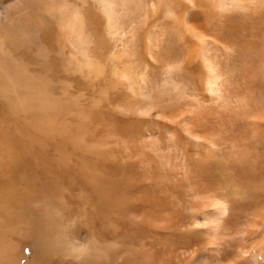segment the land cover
<instances>
[{
    "label": "rangeland",
    "instance_id": "374dc122",
    "mask_svg": "<svg viewBox=\"0 0 264 264\" xmlns=\"http://www.w3.org/2000/svg\"><path fill=\"white\" fill-rule=\"evenodd\" d=\"M29 1L0 0V12L7 11L15 22L32 19L46 23L40 22L39 14H27ZM202 1L209 2L196 0L198 5L192 6L184 0L162 1L165 5L168 2L174 12L179 11L176 14L186 13V21L182 16H162L165 9L161 1L156 15L150 6L128 7L119 17L122 35L118 38L123 46L120 43L116 49L119 53L124 49L127 54L119 58L111 54L113 40L105 34L104 17L92 4L84 6L92 40L89 55L97 69L91 76L88 72L84 77L79 71L66 73L62 57L67 53L59 54L51 39L45 42L55 51L54 59L46 60L39 50H26L25 42L17 39L9 47L10 55L22 57L30 63V69L43 61L44 68L40 69L62 90L59 98L65 99V89L73 93L80 105L72 103L60 121L72 122L74 137L70 138L75 144L78 138L90 143L88 156L101 152L90 160L83 155L79 162L77 157L61 164L50 163L49 156H44L52 168L47 177L60 184L62 191L48 207L54 214L51 231L40 233L39 225L32 232L34 227L25 226L7 233L17 264L38 263L32 245L37 232L39 238L55 233L64 241L96 238L94 245L90 244L94 253L88 256V262L59 252L43 257L40 264H264V0H237L245 3L240 8L226 0L228 5L222 11L215 9L214 0L205 7L199 6ZM69 3L77 10L81 7L77 0ZM14 6L18 7L15 11ZM193 33L207 44L198 45ZM17 34H21L19 28ZM201 46L206 51L204 60L200 58ZM188 52L194 54L193 63L187 60ZM167 65L177 66L171 78L181 91L177 95L161 92ZM209 67L218 76L217 81L208 80ZM118 71L130 75L131 89ZM140 77L145 79L144 92L148 94L143 99L138 96ZM210 84L220 92V98L231 102L227 109L207 92ZM3 106L0 131L4 129L10 139L0 145L9 141L14 148L22 135L15 128V115ZM184 122L192 134L185 131ZM21 162L25 173L34 172L31 163ZM86 165L93 169L89 167L85 177L79 172ZM39 167L43 171L47 168ZM16 180V185L24 184V198L31 200L38 185L28 179ZM0 185H6L2 177ZM6 198L0 192V204ZM210 199H224L229 204L227 215L219 221L215 241H210L205 225L210 226L212 220ZM34 200L38 202L39 198ZM32 202L24 203L27 213L40 209L37 202ZM17 203L8 208L21 211L22 205ZM3 213L0 209V217ZM203 215H207L205 221ZM196 216L202 225L192 223ZM7 219L14 222V217ZM28 230V237L19 241L17 233ZM236 231L241 235L234 234Z\"/></svg>",
    "mask_w": 264,
    "mask_h": 264
},
{
    "label": "bare ground",
    "instance_id": "6f19581e",
    "mask_svg": "<svg viewBox=\"0 0 264 264\" xmlns=\"http://www.w3.org/2000/svg\"><path fill=\"white\" fill-rule=\"evenodd\" d=\"M77 1L80 2L79 5L81 6L78 7V10L76 9L74 4L69 3V0H30L28 4L29 9L27 11V14H29L30 16L35 14V17H37L39 14L40 22L44 21L46 23H35L31 19L28 22H22L23 23L22 24L20 22H15L14 20H12L8 16V14H6L7 11L6 12L4 11L2 13L0 12V101L4 103V106L1 104L0 106L1 107L3 106L4 109H9L15 115L14 117H16L17 119L15 128L18 131V133L22 135V137H20L21 142H18V144L14 148L10 146L9 141L5 143V145H0V178L2 177L4 179V183L6 184L5 187L2 186L3 184L1 183L2 185L0 186L3 187V190L0 189V192L5 196V198L6 196H8V198L5 199L4 203L0 204V209L3 210L4 212L3 213L4 217H0V264H17L16 261H14L13 259V254H12L13 250L10 251L11 245L9 243L11 242L8 241L7 238V233L9 232V230H11L12 232L13 231L12 229L19 230V228L26 226L28 227V229L34 227L33 229L30 230L32 232L34 231V229H37V227L40 225V230H41L40 233L45 230L46 233L47 231H51V226L53 225V220H54V214L49 213L50 209L48 207L49 204L52 202V200L58 197L59 195L58 192L59 191L61 192L62 190H60V188L58 187L60 184L57 183L58 184L57 186L52 178L47 177L49 174H51L52 168L51 166H49V164L48 165L46 164L47 159L46 158L44 159V156L46 157L49 156L50 163L51 161H57L59 164H61L62 162H66L68 159L71 160V158L75 159L77 157H78L77 162H79L82 160L83 155L88 156L87 154L89 153L90 150L89 148L90 143L81 142L79 138L76 141V144L72 141L71 138L74 137V135H72L71 132L70 123L72 122L70 121V119H68V122L64 121L66 126L64 125L63 120L60 121L63 112H65L66 114V111L72 105V103L79 104L78 100L75 97L73 98L72 96L73 93L65 89L66 91L65 90L63 91L65 93V97H64L65 99L59 98L62 97V95L60 94V92H62L61 88L57 87L58 88L57 89L56 86H54L55 84H53V82L49 78V76L47 77L44 74L43 70L40 69V67L44 68L43 61L42 60L38 61L37 65L40 66H37L36 69H30L28 67L30 63L28 64V62L24 61L22 57L20 56L12 57L10 55L9 47L14 45L15 39H17L18 41L25 42L24 44L26 45V50L30 52H33V50L35 51L39 50V53L43 55L46 60L52 58L54 59L55 51L52 49L51 46H48L45 42L46 39H51V42L53 41L55 43V47L57 46V48L60 50L59 54H61L62 52L67 53L66 55L63 54L65 56L62 57L64 58V60L61 58L63 61H65L64 63H66L64 67L66 73L79 71L80 73H83V77H84V74L88 72L87 74L91 76V73L92 74L93 72L96 73L97 69L96 67H94L92 58L89 55L90 52L89 48L92 40L90 39L91 36L89 35L90 29L88 28L86 19L84 17V11H85L84 6L92 4V6H95L97 10L95 8L94 9L104 17L105 34L113 40V44H112L113 50L111 54L115 58H119L123 54L124 55L127 54V52H125V50L122 49L123 47H121L122 51H120V53L116 52L117 51L116 49L120 45V43L122 44V39L118 38L121 37L122 35V33L119 31L120 28H118V25L120 24L119 17L122 15L123 11H126L128 9V7L133 6L134 8H136V6L143 4L147 8L150 6L151 11L153 12L154 15H156L158 13L157 12L158 7L161 6V4H164V6L162 7L165 9V11H163L164 12L163 15L161 14L162 16L164 17L182 16V18L185 19L184 15H186V13L181 14L182 12L180 13L181 15L176 14L177 12L179 13V11L176 10V12H174L175 9L172 10L171 8H169L167 6L168 2L165 5L164 3L165 0H150L149 2L147 0L146 4L143 3L144 0H77ZM158 1H161L160 5ZM184 1L192 6L198 5V3H196V0H184ZM214 2H215L214 3L215 9H217L218 11H222L225 8V5H228L226 0H218V1L214 0ZM212 3H213L212 0H209V2L202 1L201 5L199 6L205 7L206 5L208 6L211 5ZM249 3H251V1H249ZM229 4H231L232 7L240 8V7H244L243 4L245 3L242 1L238 2L237 0H232L231 2L230 0ZM15 8L17 9L18 7L14 6L12 10L15 11L16 10ZM179 9L181 8L179 7ZM140 15L142 16V13ZM18 28L21 32L20 35L17 34ZM191 31L192 30L188 28L186 29V32L190 34ZM22 33H24V35ZM5 34H7V38L9 37L7 40H5V36H6ZM195 34H194V38L198 42V43L196 42L198 45L199 44L204 45V43L207 44L202 36ZM200 49H201L200 58L204 60L206 54L205 48L201 46ZM197 54H199V52ZM193 57L194 54H190V52L187 53V60L189 61V63H193L194 60ZM126 65L128 66L129 64ZM175 68H177V66L167 65L163 73L164 76L163 84H162L163 89H161V92H163L168 96H170L171 94L177 95L181 92L178 89V84L176 83V81L174 82L171 80L173 71L176 70ZM113 69L115 68L113 67ZM122 70H125V68ZM207 70H208V80L217 81L218 76L216 77L212 67H209ZM48 72L46 71V74ZM118 72L120 74L121 80L123 79L127 81L128 88L131 89L132 79L130 78V75L128 73H125L126 70L125 72L122 73L120 71ZM144 89H145V79L143 77H140L139 85H138V96H140L142 99L148 96V94L144 92ZM207 92L212 97H214L215 100H219L221 102L222 104L221 107L227 109V107L230 106L231 102L226 101L225 98H220L221 97L220 92L217 89H215L211 84L207 88ZM243 105H244L243 107L244 110L247 111L248 109H245V104ZM243 108L240 109L243 110ZM137 110L141 111V109L139 108ZM62 123L64 126L62 125ZM182 125L185 131L189 133V135L192 134L191 133L192 130L190 129L191 127L187 126L188 124L186 122H184ZM1 128H2V124H1ZM3 131L5 130L2 129L0 131V136H1L0 144L2 140L6 142V140L10 139L9 135L6 132L3 133ZM199 138L200 137H198V139ZM49 151L51 152L50 153L51 155L47 154ZM100 154L101 152L98 151L95 157L92 156V154L89 155L93 158H96ZM24 156H26L27 158H23ZM90 156H88V158ZM21 161L24 162L28 161L29 164L31 163L33 165L32 170H34V172L25 173L23 167H21L22 166ZM94 161L96 160L94 159ZM40 165H45L47 168H45V170L43 171L40 169L39 167ZM83 167L84 168H81V172L79 173L82 176L84 175L86 177L90 173V168L91 169L93 168L91 167V165H86ZM17 177L21 178L23 182L24 180L28 179V182L32 181L33 183L38 185L37 188L38 190H36L34 194L35 197L31 195L32 198L31 200H26L24 198L26 196L23 194V191H25L26 189L24 187L23 189H21L22 186H24V184H22L21 186L16 185L17 183L16 179H18ZM87 179H85V182H87ZM6 188L8 189L6 190ZM27 189H29L30 191L31 188L27 187ZM44 195L46 196V199L44 198ZM35 198L36 199L39 198L38 202L34 200ZM18 199H21V203L18 202ZM22 199H25V201H22ZM14 201L22 205V209H20L21 211L17 212L15 210H10V208H8V206L10 207L12 206ZM29 201H33L32 204H35L37 202L36 205L40 206L39 211L34 212L35 211L34 210V211H30L29 213H27V211H24L23 208L24 203H27ZM209 203L213 210L211 216L212 220L210 226H208V223H205V225H206V231H209L210 241L212 240L215 241L218 237L216 233L219 229V221L227 215L229 211V207H228L229 204L224 199L223 200L210 199ZM55 206L53 205L52 207ZM41 208L42 211H40ZM185 210L193 212V209L190 208H185ZM206 216L207 215H203L202 220L205 221L204 218H206ZM261 216H263L261 225H264V212ZM12 217H14L13 220L14 222L10 221L13 223H9V220L7 218L12 219ZM194 219L195 220H192V223L194 225L197 226L202 225L201 223L198 222L199 220L198 216L194 217ZM8 223L9 225H6ZM255 223L256 222H254V224ZM30 231L28 230L27 233L25 231H19V233L16 232L18 234V236L16 237H19V241H20L21 238H24L25 236L28 237ZM11 232L10 235L12 234ZM40 233L39 232L35 233V236L32 240L35 260L38 259V263L36 262L37 264H40L39 263L40 261L42 262L41 259L43 257H46L48 255L56 256L59 255L58 254L59 252L62 255L67 257L70 256L75 260L78 261L82 260L81 263L83 261L88 262L86 260L94 253V249H93L94 247L91 246L94 245L96 241V238L94 237L89 239L88 241H82L79 238L78 239L73 238V241L71 240L64 241L63 237L60 238V236L55 233H54L55 235L50 234L45 237L42 236V238H39L37 236ZM234 234L241 235V231L238 232L236 231ZM10 235L8 234V237H10ZM221 237L223 236L221 235ZM96 250L98 249L96 248ZM239 251L241 254H244L242 248H240ZM20 262L21 261L19 260V263Z\"/></svg>",
    "mask_w": 264,
    "mask_h": 264
}]
</instances>
